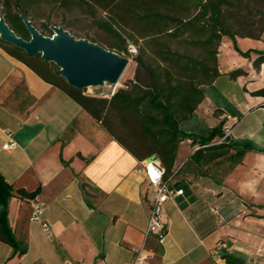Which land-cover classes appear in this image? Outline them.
<instances>
[{"label": "crops", "instance_id": "0c3cea01", "mask_svg": "<svg viewBox=\"0 0 264 264\" xmlns=\"http://www.w3.org/2000/svg\"><path fill=\"white\" fill-rule=\"evenodd\" d=\"M236 43L243 52L264 51V31L258 39L237 37ZM222 45L228 53L232 49L223 39L217 55L221 76L203 87L202 102L180 128L187 124L193 131L184 132L199 133L226 120L233 124L232 141L264 150V97L251 94L264 89V64L255 69L253 53L239 56L237 65L223 64ZM235 69L245 75L230 80L227 74ZM9 135L16 146L8 152L2 145ZM189 143L179 145L176 167L182 164L181 146ZM189 148L183 159L195 150ZM140 164L63 91L0 48V175L13 190H40L42 218L51 232L48 238L30 220L29 200L13 194L8 224L27 252L13 256L0 242V264H134L132 249L142 246L151 254L148 264H226L218 256L221 247L248 264H264V249L240 245L235 222L238 214L249 213L244 205L259 202L250 176L264 178V152H247L220 185L207 178L185 181L183 195L164 206L162 242L144 240L149 203L144 177L136 172ZM254 221L245 217L242 223Z\"/></svg>", "mask_w": 264, "mask_h": 264}, {"label": "trees", "instance_id": "16d2710c", "mask_svg": "<svg viewBox=\"0 0 264 264\" xmlns=\"http://www.w3.org/2000/svg\"><path fill=\"white\" fill-rule=\"evenodd\" d=\"M0 3L5 22L25 41L30 36L20 15L44 36L52 35L51 26L66 30L64 23L69 17L71 24L79 20L88 23L97 37L102 38L69 31L78 39H87L119 55H129L130 43L138 46L137 54L130 53L136 64L132 78L109 97H93L84 89L68 85L54 73V64L42 60L39 54L27 55L0 40L1 49L44 82L63 91L136 160L156 157L164 169V181L171 187L184 191L185 181L210 177L212 168L222 164L226 165L222 173L225 176L242 162L247 152H264L250 142L229 140L212 144L222 136L226 120L199 133H186L180 128L183 122L192 119L202 102L203 87L221 76L217 55L224 38L240 57L249 59L251 53L255 54L252 62L255 69L264 64V51L243 52L236 43L237 37L258 39L264 31V0H1ZM250 27L260 28L259 34L249 32ZM243 75V70L235 69L227 77L235 80ZM251 94L264 97V89ZM185 140L195 150L176 167L179 145ZM80 187L84 191L85 184ZM39 191L13 190L0 175V242L12 248L13 256H23L27 244L15 238L8 224L9 200L13 194L31 200ZM218 256L226 264H248L243 255L228 252L226 247L219 248ZM208 263L216 264L211 259Z\"/></svg>", "mask_w": 264, "mask_h": 264}, {"label": "water", "instance_id": "95a60500", "mask_svg": "<svg viewBox=\"0 0 264 264\" xmlns=\"http://www.w3.org/2000/svg\"><path fill=\"white\" fill-rule=\"evenodd\" d=\"M20 18L30 39L25 41L18 37L0 12L1 41L23 50L27 55L39 54L42 60L54 64V73L71 87L91 89L88 95L93 97L113 95L129 63L127 59L87 39H78L61 26H51L52 35L44 36L23 15ZM58 32L62 36L59 37ZM106 85L113 87L110 93H105L103 88Z\"/></svg>", "mask_w": 264, "mask_h": 264}, {"label": "built area", "instance_id": "2783aa9c", "mask_svg": "<svg viewBox=\"0 0 264 264\" xmlns=\"http://www.w3.org/2000/svg\"><path fill=\"white\" fill-rule=\"evenodd\" d=\"M131 54H136L135 48H129ZM222 136L213 140L212 144L218 145L223 142L232 140L233 138V124L225 122L221 128ZM6 143L2 145L4 151H10L15 148L16 144L11 136ZM182 165V164H181ZM136 172L141 173L147 185V200L149 203V215L147 220L146 229L144 232V240L150 237H156L158 242H162L166 232L162 221V213L165 204L173 200L177 196L183 195L182 189L171 187L164 181V169L160 161L156 157H150L141 161L139 169ZM30 202V220L37 222L41 226V230L48 238H51L49 225L43 220L44 208L37 196ZM132 252L135 254L134 264H148L151 254L144 248H133Z\"/></svg>", "mask_w": 264, "mask_h": 264}, {"label": "rangeland", "instance_id": "374dc122", "mask_svg": "<svg viewBox=\"0 0 264 264\" xmlns=\"http://www.w3.org/2000/svg\"><path fill=\"white\" fill-rule=\"evenodd\" d=\"M1 2V0H0ZM3 3V1H2ZM1 4V3H0ZM2 7H0V11H2ZM53 20H57V18H55L56 16L52 15ZM68 20H72L69 19V17L66 19V22L64 23V25L67 27L66 31H71L76 35L82 36L84 34H89L92 37L95 36L96 38H100L97 37L98 35L96 33H94V30L91 29L89 27L88 23L83 22L82 20H79V22L75 21L72 24L69 23ZM38 22V21H37ZM40 23V22H39ZM249 32H253L255 34H259L260 32V28H249L248 29ZM234 32L237 31H241L239 29H234ZM240 33H247L246 30L241 31ZM102 39V38H100ZM228 41L226 38H224V42ZM129 48H135L136 49V54L138 51V46L135 44H131L128 46V50ZM222 54L227 55V57L223 58L222 62L223 64L226 63L228 65H237L238 62V58L239 55L231 49V47L229 48L230 51L228 53V50L225 49V47L222 45ZM196 53V52H195ZM122 57H124L125 59H127L129 61L127 67L125 68L123 74L121 75L117 86L115 87V90L118 88H123L124 84L130 80L133 76L134 73V69H135V62L133 61V56L129 53V55H121ZM105 93H110L111 90L113 89L112 86L110 85H106L104 88ZM91 93V89H87L86 90V94ZM109 94H105L104 97H109ZM183 129L184 131H193V130H189V126L187 124L183 125ZM189 146H191V148L193 147L190 143L189 145L185 146L182 145L181 149H180V153H179V162H183L187 159H183L184 156L189 152ZM195 148V147H194ZM182 160V161H181ZM177 166H181L179 165V163L177 164ZM226 168L225 164H222L221 167L219 168H215L213 167L212 170L210 171V177H205L208 179V181H213L215 184L220 185L221 181L224 178V171ZM223 173V174H222ZM254 178V184H253V191L256 192V194L258 195L257 200L259 201L256 205L257 206H251V208L248 205H244V210L248 209L249 213H244V214H238L235 217V222L239 228L238 232L236 233L237 237L239 238L240 241V245L242 246H247L249 248H251V250L253 252H255L257 247H261L262 249H264V178L259 177L258 175H251L250 178ZM234 187V185H233ZM254 213H257V215H255ZM245 217H256L257 221H254V223H247V224H243L242 220ZM260 217V218H259ZM259 220L261 222H259ZM260 256H264V252H262V254H260Z\"/></svg>", "mask_w": 264, "mask_h": 264}, {"label": "bare ground", "instance_id": "6f19581e", "mask_svg": "<svg viewBox=\"0 0 264 264\" xmlns=\"http://www.w3.org/2000/svg\"><path fill=\"white\" fill-rule=\"evenodd\" d=\"M57 35H58L59 37H60V36H62V34H61L60 32H58V34H57Z\"/></svg>", "mask_w": 264, "mask_h": 264}]
</instances>
